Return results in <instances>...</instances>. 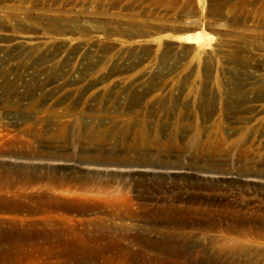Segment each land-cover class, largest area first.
Masks as SVG:
<instances>
[{
	"label": "rangeland",
	"instance_id": "374dc122",
	"mask_svg": "<svg viewBox=\"0 0 264 264\" xmlns=\"http://www.w3.org/2000/svg\"><path fill=\"white\" fill-rule=\"evenodd\" d=\"M202 31L210 50L184 42ZM247 252L264 254V0H0V264Z\"/></svg>",
	"mask_w": 264,
	"mask_h": 264
},
{
	"label": "bare ground",
	"instance_id": "6f19581e",
	"mask_svg": "<svg viewBox=\"0 0 264 264\" xmlns=\"http://www.w3.org/2000/svg\"><path fill=\"white\" fill-rule=\"evenodd\" d=\"M202 32H203L202 34H198L199 32L198 33L196 32L197 34L191 33V34H188L187 36H184V39H185L184 42L192 45L191 47H194L196 50H198V49L199 50L200 49L206 50V48H208L210 45V41H212V39H214V36L207 31H205V32L202 31ZM204 36H210V38L208 39V38H205ZM206 39L209 40V42H206L205 41ZM206 51H208V50H206ZM33 179H34V177L32 175V180ZM41 196H45V194L41 192ZM50 196L51 197L48 196L49 197L48 199H46L44 197L40 198L39 202H38V205H40V203L46 205V207L42 208V209L44 211H47V212H52L53 211L52 209L57 208L55 206V204L58 202V200H57L58 197L53 196L52 194ZM63 206L64 207H61V208H63L64 212H66V211L84 212L85 211V209L83 207H74V206H70V205H63ZM39 211L41 212L40 209H39ZM233 224H235V223H233ZM238 240L239 239H236V242ZM224 241H230V239H224ZM234 244H236V243H234ZM237 264H264V254L261 252H257V254L254 255V254H252V252H247V254H244L242 259L239 260V263H237Z\"/></svg>",
	"mask_w": 264,
	"mask_h": 264
}]
</instances>
